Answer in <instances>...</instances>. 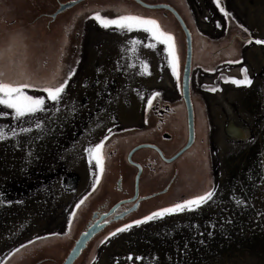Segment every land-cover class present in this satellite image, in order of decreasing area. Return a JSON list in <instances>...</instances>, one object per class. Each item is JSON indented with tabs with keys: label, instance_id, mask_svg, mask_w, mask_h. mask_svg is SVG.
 <instances>
[{
	"label": "rangeland",
	"instance_id": "1",
	"mask_svg": "<svg viewBox=\"0 0 264 264\" xmlns=\"http://www.w3.org/2000/svg\"><path fill=\"white\" fill-rule=\"evenodd\" d=\"M69 1L73 0H47L46 11L55 13L59 2ZM144 1L171 3L191 31L196 118L195 143L175 162L163 161L150 149L137 153L145 165L144 192L161 190L175 178L161 197L165 202L145 216L212 188L215 195L194 211L106 234L107 239L100 238L90 250V264H264V44L255 43L264 40V0H220L219 6L231 17L219 11L215 0ZM37 4L38 0H3L15 21L11 27H24L31 34L32 56L24 71L39 77L55 72L57 83H67L59 104L49 101L41 85L25 89L29 95L45 96L46 112L17 120L15 110L0 105V111L8 113L0 115V128L8 129L9 136L13 128L18 133L0 141V264H35L47 258V243L54 239L50 234L67 233L68 238L92 209L100 189L111 187L120 173L125 183H132L136 169L128 166L127 154L135 145L169 132L172 140L160 144L170 156L187 139L182 96L186 34L173 15L133 0L127 6V11L161 19L174 33L181 57L179 81L161 46H147L155 41L143 33L105 29L94 20L96 11L106 18L127 14L120 0H84L52 21L44 16L36 20L46 12ZM230 47L235 54L226 51ZM244 67L250 86L226 82L228 77L242 79ZM212 87L221 90L212 92ZM37 122L42 129L35 127ZM232 122L246 127L248 138L231 136ZM21 127L31 131L20 133ZM105 136V172L93 191L92 174L99 170L84 149Z\"/></svg>",
	"mask_w": 264,
	"mask_h": 264
},
{
	"label": "snow or ice",
	"instance_id": "2",
	"mask_svg": "<svg viewBox=\"0 0 264 264\" xmlns=\"http://www.w3.org/2000/svg\"><path fill=\"white\" fill-rule=\"evenodd\" d=\"M142 4L143 0H139ZM130 3V0H120V4L124 6L127 11V6ZM217 6L220 5V0H215ZM166 7V6H165ZM8 9L4 8L3 0H0V105L7 106L8 109L15 110V117L17 120L21 118L30 116V114H36L38 112L47 111L45 109V96L39 95H29L25 91V89L36 87L37 85L42 86V91L47 94V98L50 102H55L56 104L60 103L62 98V93L65 91V85L67 81L57 83L58 76L55 72L50 74L47 77H39L32 73L24 71L27 63L29 62L32 53L30 51L31 44V34L30 31L24 27H20L15 31H12L11 24H13L14 18L7 15ZM219 11L224 13L226 17H231V13L226 11V9L222 6H219ZM207 19V17H205ZM94 20L99 22V24L105 28H114L118 32L122 34L128 33H143L145 36L154 43H149L147 46L150 49H156L157 45L161 46V50L166 53V63L170 67L172 75L176 78L177 81L180 80V69H181V57L179 54L178 42L174 33L168 29L167 25L162 22L161 19H157L151 15L141 14L139 12L127 11V14H120L115 18H106L101 15L100 11H96L94 13ZM244 32H247V29L244 28L242 24L238 25ZM199 30L197 29V32ZM150 34V35H149ZM137 41H133L136 43ZM247 43L251 44L252 40L249 38ZM256 44H264V40H256ZM17 48H22L23 52L20 56L13 55L14 51ZM230 55L236 53V49L234 47H230L226 49ZM238 63L239 61H228L231 63ZM12 69L16 71L13 72ZM147 71V69H145ZM185 74L191 71V65L189 64L184 69ZM208 71V69H205ZM215 71V69H213ZM243 78L237 79L235 77L226 78V82H231L235 85H245L250 86L252 84V79L249 77L247 67L242 68ZM74 73H69L71 76ZM150 74V73H149ZM96 83H99L97 79ZM85 86H87V82H85ZM206 87V86H205ZM218 90L217 87H212L210 91L216 92ZM185 95L188 93V89H184ZM154 96H160L161 93L155 92ZM141 99L143 97L141 96ZM74 103V102H73ZM147 105L149 108L152 106V99L147 101ZM56 111L59 112V108H56ZM0 115H8L6 111H0ZM147 123V119L145 120ZM97 126H99V120L97 121ZM37 129H42V123L37 122L35 124ZM9 130L0 128V141H6L10 138L18 137L17 131L13 128L10 130L11 135L7 134ZM20 133H29L31 131L30 128L21 127ZM109 135H113V131L111 128L108 129ZM109 139L108 136H105L103 140L94 145H90L85 148L84 151L87 153V157L90 163L94 161V167H98L99 174L93 173L94 183L92 184L93 191L96 190L97 185L100 184V177L105 172V141ZM18 143V140L16 141ZM107 151H111V149H107ZM110 159V156H109ZM190 187V186H189ZM91 195V193H89ZM215 195V189L212 188L203 195H197L192 199H183L182 202L175 203L171 207H165L158 211H154L149 215L144 216L142 219L133 220L131 223H125L122 227L117 228L115 232L110 233V235H115L116 233L125 232L133 227V225L139 226L142 223H146L148 221H152L154 219L163 218L168 214H176L187 211H194L199 209L201 205L207 203V201L211 200ZM88 197H84L77 204L76 208L79 209L87 200ZM237 204H242L243 201L240 199H236ZM134 208H138L139 204H133ZM132 208H125L121 211H114L113 218L119 220L123 215L130 213ZM108 212L104 213V224L107 225L108 221ZM71 217L75 216V211L70 213ZM69 224H71V220H69ZM53 236H59V233L50 234ZM67 235V233H65ZM47 239L37 237L36 240H44ZM107 239V237H105ZM33 242H29L32 244ZM103 243V241H101ZM24 247V246H21Z\"/></svg>",
	"mask_w": 264,
	"mask_h": 264
},
{
	"label": "flooded vegetation",
	"instance_id": "3",
	"mask_svg": "<svg viewBox=\"0 0 264 264\" xmlns=\"http://www.w3.org/2000/svg\"><path fill=\"white\" fill-rule=\"evenodd\" d=\"M59 3H63V2H59ZM161 3L170 5L173 8H175L171 3H168V2H161ZM151 4H156V3H151ZM142 7L146 8L144 6ZM159 10L166 11L164 12L165 16L173 15L176 18L175 14L170 9L160 8ZM54 14L55 13H49L46 11L45 13H42L41 15L46 18L49 17L50 20L52 21V20H55V18L57 17V15L54 17L53 16ZM235 69L239 70L241 69V67H237ZM232 71H230L229 73H231ZM182 96H183V93H182ZM186 126H187L186 141H184L182 145H180L178 148L176 147L177 149L170 156L166 154L164 147L160 144L161 140H172L174 134L169 133V132H164L159 137L155 136L156 139L154 140H149L147 142L139 143L135 145L133 148H131L127 154V163H128V166L136 169L135 176L132 180V183H129V184L125 183L123 181L124 173L122 174L120 173L117 179H115L114 184L111 185V187L108 186L107 188L105 186L106 188L104 187V189H100L99 190L100 192L97 194L99 196L97 197L96 202L91 207L92 209L89 210L88 213H86L83 216V219L81 220L82 223L77 226L75 231H73L71 235L68 236V238L62 234H60L59 236H54V239L50 240L47 243V258H45L46 257L45 256L40 261H37L35 264H41L46 260H47V264H63L66 261L67 257L69 256V254L73 251L75 245L77 244L81 236L97 223L95 226V230H96L95 233L87 240L85 248L81 251L79 257H77V259L73 263V264H90L92 263L91 258L89 256L90 250L97 247V244L99 243L100 238H103L104 236L106 237V234L108 233H113L114 229L116 227H119V225L123 222L132 221L136 219H142L145 216V214L151 211L152 209L151 207L159 206L163 202H165V200L161 197H164L168 193V191L170 190L171 182L174 181L175 178L172 177L171 182H169L161 190H158L152 193H150L148 190L144 192V188L142 185L143 183L141 180L143 177L145 165L143 164L144 161H142V159L137 156V153H139L143 149H150L152 151H155L158 154L159 158L165 161L162 155L160 154V152L158 151V149H160L163 155L166 157H171L172 155L176 154L179 150H181L188 141V121H187ZM195 138H196V118H195ZM142 144H150V145L148 147H140L137 149V146L142 145ZM187 151H185L184 153H186ZM182 155H180L178 158H180ZM178 158H176L172 162H175ZM172 162H168V163H172ZM140 166L142 168V172L139 177L138 186H137L136 180H137V175L140 171ZM130 167L128 168L131 169ZM135 203L139 204L138 208L133 207V204ZM125 208H132L133 210L130 213L123 215L119 220H116L113 218L114 211L122 212ZM105 212L109 213L108 215L109 223L107 225H105L103 222ZM103 243H107V242H103Z\"/></svg>",
	"mask_w": 264,
	"mask_h": 264
},
{
	"label": "water",
	"instance_id": "4",
	"mask_svg": "<svg viewBox=\"0 0 264 264\" xmlns=\"http://www.w3.org/2000/svg\"><path fill=\"white\" fill-rule=\"evenodd\" d=\"M82 1H84V0H73V1L68 2V3H60L59 9L55 12V14L53 16L55 17L57 14L65 11L68 8H71V7L75 6V5H77L78 3L82 2ZM134 1L138 2L140 5H142V6L146 7V8H151V9L167 8V9L172 10V12L175 14L179 24L182 26V28H183V30H184V32L186 34L187 46H186V60H185L184 68L190 64L191 65V71L188 72L187 74H185V72L183 70L182 93H183L184 103H185L186 111H187L188 141H187L186 145L181 150H179L176 154L172 155L171 157L164 156L163 153L161 152V150L158 149V151L160 152V154L162 155V157L164 158L165 161L172 162L176 158H178L180 155H182L185 151H187L193 145V143L195 141V111H194V104H193L192 96H191V72H192V61H193V37H192L191 31L188 28L184 18L172 6L167 5V4H162V3L151 4V3H148V2H146L144 0H143L142 4L139 2V0H134ZM185 88L188 89L187 95H185V92H184ZM149 145L150 144H142V145L137 146V149L140 148V147H148ZM141 172H142V168L140 166V171H139V173L137 175V180H136L137 186H138V181H139V177L141 175ZM96 224L93 227H91L86 233H84L81 236V238L78 240L77 244L75 245L73 251L69 254V256L67 257L66 261L63 264H73L74 261L77 259V257H79L81 251L85 248L87 240L95 233Z\"/></svg>",
	"mask_w": 264,
	"mask_h": 264
},
{
	"label": "bare ground",
	"instance_id": "5",
	"mask_svg": "<svg viewBox=\"0 0 264 264\" xmlns=\"http://www.w3.org/2000/svg\"><path fill=\"white\" fill-rule=\"evenodd\" d=\"M138 36L142 37V34H138ZM168 78V77H167ZM230 113L231 110L229 109ZM233 118V117H232ZM231 121V120H230ZM229 134L235 138H248L249 130L246 127H241L236 125V123L232 122L228 125ZM234 139V138H233ZM245 140V139H243Z\"/></svg>",
	"mask_w": 264,
	"mask_h": 264
},
{
	"label": "trees",
	"instance_id": "6",
	"mask_svg": "<svg viewBox=\"0 0 264 264\" xmlns=\"http://www.w3.org/2000/svg\"><path fill=\"white\" fill-rule=\"evenodd\" d=\"M39 1V4H37V5H39V6H41L40 8L42 9V10H47V0H38ZM69 2H71V1H69ZM41 3H43V4H41ZM66 3H68V2H66ZM36 5V6H37ZM43 5V6H42ZM41 17H43L41 14L39 15V17H37V19L36 20H40V18ZM36 18V17H35ZM32 21H35V19L34 20H32Z\"/></svg>",
	"mask_w": 264,
	"mask_h": 264
},
{
	"label": "clouds",
	"instance_id": "7",
	"mask_svg": "<svg viewBox=\"0 0 264 264\" xmlns=\"http://www.w3.org/2000/svg\"><path fill=\"white\" fill-rule=\"evenodd\" d=\"M18 28H19V27L12 28V31H15V30L18 29ZM22 52H23V49H22V48H17V49L14 51L13 55H15V56H20V55L22 54Z\"/></svg>",
	"mask_w": 264,
	"mask_h": 264
}]
</instances>
